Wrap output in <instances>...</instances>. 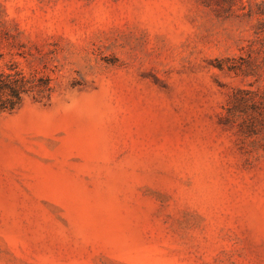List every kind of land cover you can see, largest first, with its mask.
Listing matches in <instances>:
<instances>
[{"label": "rangeland", "instance_id": "obj_1", "mask_svg": "<svg viewBox=\"0 0 264 264\" xmlns=\"http://www.w3.org/2000/svg\"><path fill=\"white\" fill-rule=\"evenodd\" d=\"M0 53L54 85L0 114V264H264L224 110L264 88V0H0Z\"/></svg>", "mask_w": 264, "mask_h": 264}, {"label": "trees", "instance_id": "obj_2", "mask_svg": "<svg viewBox=\"0 0 264 264\" xmlns=\"http://www.w3.org/2000/svg\"><path fill=\"white\" fill-rule=\"evenodd\" d=\"M218 66L223 68V62L219 61ZM53 92L51 77L43 71L26 73L14 61L0 68V114L14 111L25 96L45 102ZM224 110L226 124L235 123L242 135L257 137L264 148V88H235Z\"/></svg>", "mask_w": 264, "mask_h": 264}]
</instances>
